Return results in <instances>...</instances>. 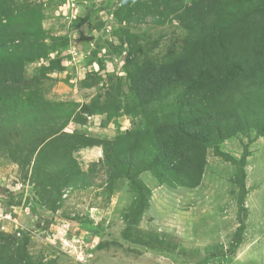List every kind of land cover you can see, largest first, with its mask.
<instances>
[{
	"label": "rangeland",
	"instance_id": "obj_1",
	"mask_svg": "<svg viewBox=\"0 0 264 264\" xmlns=\"http://www.w3.org/2000/svg\"><path fill=\"white\" fill-rule=\"evenodd\" d=\"M238 1L0 0V264H264V73L236 132L189 135L219 101L191 45Z\"/></svg>",
	"mask_w": 264,
	"mask_h": 264
},
{
	"label": "trees",
	"instance_id": "obj_2",
	"mask_svg": "<svg viewBox=\"0 0 264 264\" xmlns=\"http://www.w3.org/2000/svg\"><path fill=\"white\" fill-rule=\"evenodd\" d=\"M210 1L213 2V0ZM238 2L227 4V6L216 12L220 21L225 22L232 19L234 20L233 24L220 29L212 28L205 38L203 37L191 45L193 51L190 54V61H193L194 67L200 66L192 71L190 91L195 92L199 99L201 98V101H204L205 104L203 105L205 106H213L206 105L207 98L219 100L212 108L215 109V115H198L201 109L197 106L195 109L192 106L190 113L195 125L189 128L192 129L189 135L195 141L201 143H204L213 135L226 138L236 132V122L239 121L238 119L242 114L237 109V96L235 97V95L240 87L253 82L256 75L264 73V22L262 21L264 20V3L259 4L257 2L256 10H253L251 14H247L243 11V1L239 0ZM212 8L213 3L211 9L209 8L211 13ZM239 9L242 13H239ZM215 44L219 45L216 54L212 56L209 54L203 55V52L207 53L209 51L205 48H211ZM244 46H247L248 56L241 53ZM19 64H22V62H19ZM174 64L176 68L172 73L167 74V76L165 73H159L154 76V80H144L137 89L142 91V95L159 93L165 85L174 80L173 78H180L179 69L182 64ZM26 81L19 79L18 82L15 81V84L17 88H20ZM221 97H224L223 101L220 99Z\"/></svg>",
	"mask_w": 264,
	"mask_h": 264
}]
</instances>
